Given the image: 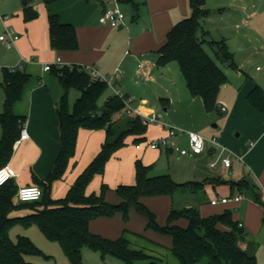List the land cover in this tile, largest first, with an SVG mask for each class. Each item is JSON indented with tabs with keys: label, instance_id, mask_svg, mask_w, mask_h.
<instances>
[{
	"label": "crops",
	"instance_id": "1",
	"mask_svg": "<svg viewBox=\"0 0 264 264\" xmlns=\"http://www.w3.org/2000/svg\"><path fill=\"white\" fill-rule=\"evenodd\" d=\"M189 1L136 0L139 6L135 9L131 2L124 0H57L50 4H46L44 0H34L33 9L37 11L38 16L25 20L21 0H0V7L6 11L4 15H9L8 12L13 15H9L6 20V29L13 27L20 35L16 43L8 48H15L16 55L14 54L12 64L0 63V68H10L12 65L31 75L22 98L14 105L15 113L24 117L23 128L29 133L27 139L15 144L14 153L8 162L18 172V176L13 179L17 191L21 186L37 184L38 180L44 181L54 169L61 149L58 104L64 89L52 70L45 69L46 64L59 66L58 58H61L64 65L96 67L102 75H112L120 69L116 85L126 96L133 99L132 104L139 113H157L158 109L163 108L166 118L169 119L173 111H200L205 108L201 97L192 96L190 93L178 62L158 64L159 49L166 42L168 32L178 21L191 14ZM114 6L126 14L121 28L102 24L99 20L107 7ZM130 6L137 14H129ZM205 7L210 13L203 18V30L199 34L204 40L205 49L208 46L206 41H221L233 58V64L231 61H218L227 74V81L220 88V110L217 111L226 115L227 124H233L240 131L236 133L239 137L236 140L229 138V133H223L224 140L220 138L233 152V163L229 168L221 165L217 168L211 167L210 163L217 159L219 149H215L210 142L206 144L203 153L186 155L196 157L199 172L204 180L216 178L231 181L246 178L264 192V111L256 109L248 98L256 87H260L264 92V0H206ZM51 14H58L62 22L76 27L79 44L77 49L57 50L52 47L49 33ZM2 87L4 97L0 103V113L5 100L4 86ZM222 107L225 111H222ZM157 126L160 133L153 138L166 135V130ZM146 136L148 139V129ZM129 138L133 139L129 136L126 140ZM104 139L103 129H80L76 156L69 164L75 174L73 179L81 173V170L78 172L75 169L77 162L80 161L85 168L100 151ZM153 150L176 152L164 148ZM65 178L66 175L61 180ZM210 185L217 195L220 185L230 189V197L240 194L232 189L228 182L206 184L204 189L199 191H205L207 194ZM54 186L55 183L52 185L51 195L57 198L54 195ZM15 198L18 200L17 192L14 201ZM242 199L238 202L212 205L208 196L205 203L214 207L239 205ZM15 203L21 202L18 200ZM189 204L192 205L191 202ZM182 220L179 224L186 226L187 220ZM237 222L242 223L245 229L244 222ZM131 241L135 246L150 245L136 236ZM250 242L256 241L246 238L241 245L246 248ZM156 251V255L167 252L159 248ZM167 253L169 255V252Z\"/></svg>",
	"mask_w": 264,
	"mask_h": 264
},
{
	"label": "trees",
	"instance_id": "2",
	"mask_svg": "<svg viewBox=\"0 0 264 264\" xmlns=\"http://www.w3.org/2000/svg\"><path fill=\"white\" fill-rule=\"evenodd\" d=\"M46 4L57 0H44ZM131 2L135 9L139 4ZM25 20L38 16L33 9L34 0H21ZM191 14L178 21L168 32L166 42L159 49V65L172 61L178 62L192 96H200L207 111L220 110L218 94L221 86L227 81V74L218 61H231L233 58L222 42L224 52H216L213 57L204 47L200 38L203 30L202 20L210 13L205 7L206 0H190ZM49 33L51 45L57 50L77 49L78 37L76 27L61 21L58 14L49 16ZM51 70L62 83L64 94L58 104L61 126V149L54 169L43 181L38 180L44 190V196L37 202L15 203L17 187L14 180L0 187V264H34L26 259L27 254L40 252L36 244L26 235L19 234L15 241L11 229L20 224L30 227L36 224L45 236L59 241L72 264H84L83 248L89 247L101 253L103 259L113 256L122 259L126 264H166L168 253L177 260V264H199L208 258L211 264H258L257 242H250L246 248L241 243L246 241V232L232 217L227 209L222 213L203 216L190 201L176 206L175 197L180 192L196 193L203 190L206 184L230 183L232 189L240 194L252 192L257 202L261 203V189L246 178L225 181L210 178L204 181H187L178 183L171 175H151L152 165L136 161V183L119 184L115 191L120 196L118 203L106 200L110 186L102 183L99 192L88 193V188L95 175H103L110 158L127 145V138L134 142L147 140V125L138 115H121L124 102L111 96L103 105L99 100L108 85L101 80L93 79L85 67L78 65L52 66ZM5 91L3 110L0 113L2 136L0 140V167L9 162L17 140L20 137L23 116L15 113L14 105L19 101L31 75L17 68H3ZM78 89L81 94L72 109L69 105L70 89ZM251 104L264 111V92L256 87L248 96ZM81 128L105 131V139L100 151L77 176L64 197L53 198L51 188L55 181L65 177L71 160L76 156L77 141ZM168 195L171 197V208L167 222L159 224L155 213L142 201L147 196ZM134 206L147 217V228L162 235L172 237L173 244L166 247L148 238L143 233L130 231L139 239L148 242V246H135L127 238L124 230L117 239H109L92 232L90 223L94 219L113 216L118 210L124 218L129 217V209ZM25 212L24 214H13ZM187 220L182 226L179 221ZM167 252L156 255L157 249Z\"/></svg>",
	"mask_w": 264,
	"mask_h": 264
},
{
	"label": "rangeland",
	"instance_id": "3",
	"mask_svg": "<svg viewBox=\"0 0 264 264\" xmlns=\"http://www.w3.org/2000/svg\"><path fill=\"white\" fill-rule=\"evenodd\" d=\"M129 10L130 15L137 14V11L134 10L132 6L129 7ZM5 12V9L0 7V34H3L6 31L5 24L6 20L10 17L9 15H11V17L13 16L11 12H8L9 15H4ZM12 29L15 30L13 27ZM206 43L208 44L206 49L213 57L216 52L222 54L225 50L221 41L212 40L206 41ZM8 48L9 47L3 42H0L1 65L12 64L11 62L14 58L15 48ZM11 67L12 65H10V68ZM3 81V68H0V103L3 102L4 97L2 87ZM80 94L81 92L78 89H70L68 100L71 109ZM112 95L113 92L108 87L101 96L99 104L103 105ZM157 113L161 120L168 122L170 125L181 128L185 131H198L207 139L211 138L213 135L223 138V133L226 135L229 133V138L233 137L234 140L239 138L236 136V133L240 130H238L233 124H227L226 115L220 114L217 110L207 111L205 108H202L200 111H173L170 114L169 119L166 118V112L163 108L158 109ZM159 133L160 129L156 124H149V138L146 141L139 142V144L142 145V149L137 148L136 145L138 142L136 143L132 138H129L127 140V145L114 153L110 158L106 165L105 173L103 175L94 176L88 188V193L94 191L99 192L102 183L104 182L110 186V189L106 194V200L111 203H118L121 199L115 189L119 184L136 183V161L139 159L142 160L144 164L152 165L151 175L169 174L173 180L178 183L204 180L199 172L196 157H193L192 155L180 156L178 152L167 153L164 150H153L148 146L149 141ZM1 136L0 126V140ZM224 139L225 138H223V140ZM176 142H178L181 148L189 147L188 136L186 134H180L176 138ZM208 143L209 142H206V144ZM71 169L72 166H69L64 180L54 182V195L57 198L64 197L67 194L68 189L76 180L73 179L75 174H73ZM75 169H77L78 172H80L79 170L82 172L84 166L79 161L77 162ZM208 187L207 194L205 191H199L196 193H190L189 191L180 192L175 197L176 206L179 207L184 205L185 202L190 200L192 206H196L200 209L204 216L222 213L225 209H229L232 212L234 220L245 223L247 240L256 241L260 244H258L259 251L257 254V261L258 264H264V192L261 190V203L257 202L252 192L249 191L244 193V198L239 205L230 204L227 206L219 205L214 207L205 203L208 196H210L211 200L218 198L222 199L223 197H230L232 192L228 187H221L220 185L217 188L218 197L214 192L213 186L210 185ZM15 200V202L18 201L16 198ZM142 201L155 213L159 224L163 225L167 222L168 214L170 212L169 196H147L144 197ZM182 222H186V220L183 219ZM90 226L92 227V232L109 239H117L123 234L124 230H128L129 232H126V236L130 240H134V235L130 233V231H132L143 233L148 238L156 240L166 247H171L173 244L172 237L162 235L153 229H148L147 217L137 211L134 206L130 207L128 218H124L122 211L118 210L113 216L94 219L90 223ZM19 234L31 238L40 250L38 253L27 254L26 259L28 261L34 264H72L60 242L47 238L36 224H33L30 227H24L20 224L15 225L11 229V236L16 241ZM83 261L84 264H126L122 259L113 256H108L106 259H103L99 251L93 250L89 247L83 248ZM166 264H177L176 258L171 253L168 255ZM199 264L211 263L208 258H205Z\"/></svg>",
	"mask_w": 264,
	"mask_h": 264
},
{
	"label": "built area",
	"instance_id": "4",
	"mask_svg": "<svg viewBox=\"0 0 264 264\" xmlns=\"http://www.w3.org/2000/svg\"><path fill=\"white\" fill-rule=\"evenodd\" d=\"M126 14L119 7H107L99 20L102 24H108L112 27H119L122 25ZM20 38V35L13 30L12 28H7L6 31L0 35V42H3L7 47H12L16 41ZM57 65L64 66L62 64L61 58L57 59ZM52 65L46 64L45 69L51 70ZM11 70L17 69V67H11ZM85 69L93 77V79L101 80L106 82L108 87L113 91V96L118 97L124 102V110L121 112V115H138L141 118V121L144 125L156 124L163 127L166 130V135L153 138L149 141V147L151 149H171L178 152L180 155L186 154H201L206 149V142H210L215 149H219L218 157L215 161L210 163L211 167L217 168L221 165L224 168H229L233 163V152L221 141L218 136H212L207 139L202 134L196 131H185L181 128L170 125L169 123L160 119L159 115L155 111L149 113H139L133 106V99L126 96V94L116 85V78L121 73L120 69H117L112 75H102L98 68L90 67ZM222 111H225V108L222 107ZM180 134H186L188 136V148H181L176 142L175 138ZM29 137L27 129L22 128L17 144L21 143L24 139ZM251 145L253 143L251 142ZM138 149L142 148L141 144L136 145ZM18 176L17 170L10 165L9 163L0 167V187L13 180ZM44 196V190L40 185L30 184L24 185L18 188L17 197L20 202H37L40 201ZM243 198V194H236L232 197H223L222 199H212L210 203L212 205H218L219 203H229L231 201L238 202ZM239 226L242 227L243 224L239 223Z\"/></svg>",
	"mask_w": 264,
	"mask_h": 264
},
{
	"label": "water",
	"instance_id": "5",
	"mask_svg": "<svg viewBox=\"0 0 264 264\" xmlns=\"http://www.w3.org/2000/svg\"><path fill=\"white\" fill-rule=\"evenodd\" d=\"M120 28H121V26H120Z\"/></svg>",
	"mask_w": 264,
	"mask_h": 264
}]
</instances>
